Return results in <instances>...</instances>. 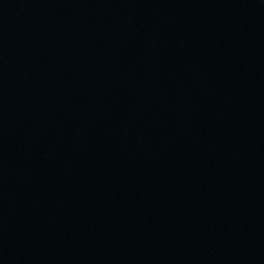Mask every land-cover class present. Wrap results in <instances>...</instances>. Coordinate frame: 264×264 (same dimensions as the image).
Segmentation results:
<instances>
[{"label":"water","instance_id":"1","mask_svg":"<svg viewBox=\"0 0 264 264\" xmlns=\"http://www.w3.org/2000/svg\"><path fill=\"white\" fill-rule=\"evenodd\" d=\"M0 264H264V0H0Z\"/></svg>","mask_w":264,"mask_h":264}]
</instances>
